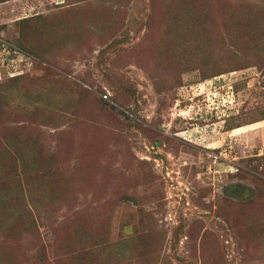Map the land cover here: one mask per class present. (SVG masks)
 I'll use <instances>...</instances> for the list:
<instances>
[{
    "label": "rangeland",
    "instance_id": "rangeland-1",
    "mask_svg": "<svg viewBox=\"0 0 264 264\" xmlns=\"http://www.w3.org/2000/svg\"><path fill=\"white\" fill-rule=\"evenodd\" d=\"M1 45L0 264H264V0H0Z\"/></svg>",
    "mask_w": 264,
    "mask_h": 264
},
{
    "label": "built area",
    "instance_id": "built-area-1",
    "mask_svg": "<svg viewBox=\"0 0 264 264\" xmlns=\"http://www.w3.org/2000/svg\"><path fill=\"white\" fill-rule=\"evenodd\" d=\"M55 2H57V0H55ZM1 47H3L2 50H4L3 51L4 53L0 52V63H1L2 59H4V57H7L9 54H13L14 55V54L18 53V51L12 46H2L1 45Z\"/></svg>",
    "mask_w": 264,
    "mask_h": 264
},
{
    "label": "crops",
    "instance_id": "crops-1",
    "mask_svg": "<svg viewBox=\"0 0 264 264\" xmlns=\"http://www.w3.org/2000/svg\"><path fill=\"white\" fill-rule=\"evenodd\" d=\"M13 1H20V0H13ZM59 2V3H58ZM63 2V0H57V2H55V0H54V3L55 4H61Z\"/></svg>",
    "mask_w": 264,
    "mask_h": 264
},
{
    "label": "trees",
    "instance_id": "trees-1",
    "mask_svg": "<svg viewBox=\"0 0 264 264\" xmlns=\"http://www.w3.org/2000/svg\"><path fill=\"white\" fill-rule=\"evenodd\" d=\"M23 20H27V19H23Z\"/></svg>",
    "mask_w": 264,
    "mask_h": 264
}]
</instances>
